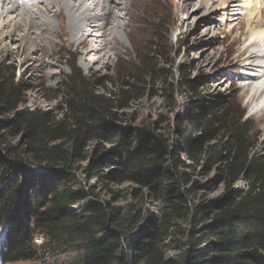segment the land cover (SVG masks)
<instances>
[{"label":"trees","instance_id":"obj_1","mask_svg":"<svg viewBox=\"0 0 264 264\" xmlns=\"http://www.w3.org/2000/svg\"><path fill=\"white\" fill-rule=\"evenodd\" d=\"M167 25L156 17L149 40L132 45L133 59L117 64L114 78L85 76L72 63L56 85L65 108L58 120L19 110L25 90L13 68H0V263L50 254L52 264H160L174 221L196 218L205 222L188 230L173 264H264V156L253 151L257 130L246 109L219 94L205 104L196 94L201 82L184 78V113L169 132L129 126L112 111L136 101L155 75L166 78ZM198 162L204 174L214 170L200 187L225 191L187 206L201 188L184 169ZM109 169L117 183L162 193L161 217L143 219L133 206L125 212L86 187L93 178L104 184ZM240 180L246 188L234 189Z\"/></svg>","mask_w":264,"mask_h":264},{"label":"rangeland","instance_id":"obj_2","mask_svg":"<svg viewBox=\"0 0 264 264\" xmlns=\"http://www.w3.org/2000/svg\"><path fill=\"white\" fill-rule=\"evenodd\" d=\"M196 1L192 0L191 4L184 8L180 4L182 0H131V16L123 29L116 30L114 49L108 51L109 58L105 63L82 61L81 55L75 52V45L66 42L65 35L62 34L53 37L51 43L48 40H34V47L27 43L20 46L18 40L11 41L4 37L0 45V68H13L16 81L20 82L25 90V103L19 110L47 111L53 120L60 119L65 108L63 101L55 97V90L62 76L71 73V64L74 63L85 76L114 78L117 64L120 63L122 68L123 59H133L132 45L143 47L149 40L155 18L161 16L168 22L166 35L162 40L167 53L166 60L170 64L166 78L155 75L146 88L141 90L143 93L136 101H129L124 107H116L112 111L129 126L149 124L148 126L157 128V133H166L167 128L169 132L184 113V98L189 91L184 90L183 79L197 80L201 84H197L196 94L205 104L213 102V95L219 94L232 101L236 99L235 104H240L246 109L245 118H249L252 127L257 130V137L251 143L254 144L253 151L264 156V114H260L264 103L261 99L252 103L249 100L250 95H242L245 92L242 90V81H245L248 75L241 74L246 67L245 59L248 53L264 49V0L231 1L237 4L239 14L233 24L234 29L230 31L228 24L231 21L225 20L231 16L230 10L217 8L207 18L201 14L203 8L194 10L193 4ZM223 6L226 4L221 7ZM0 17H4L1 8ZM92 31L90 29V32ZM17 34L21 35L22 32ZM258 70L255 71L257 78L263 74L260 67ZM3 119L4 117L0 116V120ZM14 141L15 139L12 140ZM181 160L183 163L189 162L188 159ZM82 165L86 166V162ZM199 165L200 162L184 169L191 179L199 184L198 188H201L189 194L187 206L219 197L225 191L222 184L216 187H200L214 174V170L204 174ZM107 169H104L105 173L110 172ZM109 170L113 172L104 184L97 183L93 178L86 187L93 185L92 190L102 201L120 206L125 212L133 206L143 219L161 217L162 193L134 183H117L114 180L117 176L116 169ZM186 187H189V184ZM233 188L244 189L246 183L240 180ZM82 204L83 202L74 205V208L77 209ZM196 220L179 218L174 221L168 236L160 244L164 256L160 264H173L180 252V244L186 240L188 230L199 228L205 222L201 221L195 225ZM41 242L42 238L36 237L33 244L39 246ZM43 259L4 264H52L50 254H46ZM62 260L67 259L64 257Z\"/></svg>","mask_w":264,"mask_h":264},{"label":"bare ground","instance_id":"obj_3","mask_svg":"<svg viewBox=\"0 0 264 264\" xmlns=\"http://www.w3.org/2000/svg\"><path fill=\"white\" fill-rule=\"evenodd\" d=\"M191 1L182 0L180 4L185 8ZM231 1L197 0L193 5L194 10L203 8L201 14L207 18L217 8L230 10L231 16L225 19L231 21L228 24L230 31L234 29L233 24L239 14L237 4ZM0 8L4 15V19L0 17V45L5 37L11 41L18 40L20 46L27 43L34 47V40H48L51 43L53 37L62 34L66 42L75 45V52L86 63L107 62L108 51L114 49L116 30L123 29L131 16V0H0ZM90 29L93 31L90 32ZM20 31L22 34H17ZM245 60L244 70L248 73L243 70L241 74L248 77L245 79L246 85L242 87L245 91L242 95H250L252 103L260 99L264 103V49L250 51ZM259 67L263 74L257 78L255 71ZM260 114H264L263 108Z\"/></svg>","mask_w":264,"mask_h":264},{"label":"clouds","instance_id":"obj_4","mask_svg":"<svg viewBox=\"0 0 264 264\" xmlns=\"http://www.w3.org/2000/svg\"><path fill=\"white\" fill-rule=\"evenodd\" d=\"M245 72H247V70H246ZM242 83H243V85H244V84H246V83H247V81H242Z\"/></svg>","mask_w":264,"mask_h":264}]
</instances>
